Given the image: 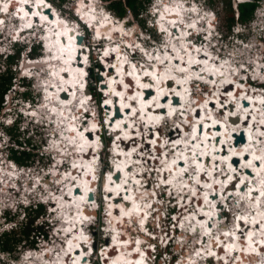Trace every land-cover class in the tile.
Returning <instances> with one entry per match:
<instances>
[{"label": "rangeland", "instance_id": "374dc122", "mask_svg": "<svg viewBox=\"0 0 264 264\" xmlns=\"http://www.w3.org/2000/svg\"><path fill=\"white\" fill-rule=\"evenodd\" d=\"M38 1L40 2V4H38L39 2L35 3V4L32 3V5H33L32 8L38 9L39 21L41 20L40 18L42 17V14H40V13L46 11V9H50L52 12H55V14L53 16L60 15L61 18L64 17L63 19L65 21H68L70 24L74 25V27L77 30H78L79 26H82L83 31H85L86 27L83 26V23H82V25H78L79 24L78 23L79 22L78 17L76 19L77 13H80V10H81V9H78V6H80L79 8L83 7L86 10V12L89 14H92L93 17L95 15L94 10L91 12V7L94 4L93 1L87 5V4H84L85 1H81V0H52V3H50L49 6L52 7L53 9L49 8V6H46L48 4H45L44 0H38ZM162 1L163 0H139V2H141V6H140L141 10L138 13H135L132 10H128L124 16L120 17L110 7V5H109L110 1L103 0L102 5L105 8L110 10V15L112 16V19H111L112 24H114L113 23V19H114L116 22H118V24H120L121 27H126L127 30H131L132 31L131 35L133 36V34H134L136 37L133 36V39H131L127 35H125L126 32L117 31L119 34L121 33V35H119L114 30L108 31V36H110L109 40L117 42L116 45H111V47H113V49L111 52L109 49L108 52H110V53L113 52L114 53L113 55L117 56V57H115L116 59L110 58L111 62H109L107 60V58L110 55V53H107L108 55L105 56V58L103 56L93 57L91 55V63L92 64L94 62L100 63L101 62L100 59H101L104 62V66L108 67L109 68L108 70L111 72L115 68L113 66L117 65L115 62L117 61V59H119V56L116 52L119 44L122 45V47L121 46H119V47H121V50L125 53V56H127L128 48L126 46H124V44L129 45V42H132L133 40L134 41L137 40L136 43L138 44V46H141L143 48L144 45L149 44V41L141 39L140 37H143V36H149L150 37V35H151V38L154 37L156 39V44L150 43V45L152 48H154L153 50H155L157 52V54H159V52H161L162 49L167 47L166 43H168L170 41V38H167V36L165 38L163 36V33H161L160 30L162 28L159 27L160 26L159 20H157V18L154 15V14H156V10L158 8L160 9L159 10L160 13H162V10L164 9ZM78 2H79V4H78ZM184 2H185V4H188V2L186 0H184ZM236 2H238V1H236ZM236 2L233 0H209V1H206L205 4L201 3L204 6L200 5L199 3H196L198 5V7H200L203 11H204V8H206L207 10L211 9L214 11L215 15L218 16L217 22L220 24V25H216V27H218V28L220 27L221 32H223V34L226 35L223 40L218 38L217 36H219V34L215 35V32L212 34V37H210V35L204 33L205 28H207V27H204L202 25L203 21L199 22V23H201L200 24L201 26H198V30L199 31L202 30L203 31L202 35L207 36V38H209L210 40H207L205 42V45H206L205 49L201 50L202 47L199 46L200 52L198 50L197 55H200V54H202V52H204L205 50L208 51L209 49L212 50L213 52H216L219 60H222V62H219V63L218 62H212L209 64H212L213 66H215L214 64L217 63L218 67L219 66L225 67L226 71L229 70L228 72H230L231 64L233 67H237L236 65H238V63L241 61L251 62L252 64H254V68H253L254 70H253V72H251V71L250 72L253 74L254 77L257 75L262 76V81H264V74H262L260 69H259V66H260V68L264 66V33H263L264 29H262V28H264V0H261L260 6L255 11L253 19L249 23H247L246 25L241 24L240 22L235 23L234 26L232 27V29L230 30L228 27V23H229V18L233 15L232 11L235 10L236 11L235 14L238 16L237 3ZM1 4L4 5L3 10H6L5 9L6 4L4 2H2ZM188 6L190 8L193 7L192 3H191V5H188ZM24 7H27L26 4H24ZM98 7H101V4H99ZM40 9H42V10H40ZM0 10H1V8H0ZM103 10H104L103 8H100L101 12ZM101 12H100V14H101ZM97 13H98V11H97ZM157 13L159 15V12H157ZM210 13H212V12H210ZM1 14H2V11H0V15ZM106 15H108V14L106 13ZM7 16L10 17V21H12V23H15L17 21L11 16V14L10 15L6 14L5 17L7 18ZM101 16L103 19H100L97 22H101V20H104L105 22L109 23L108 22V16H103L102 14H101ZM93 17L91 18L92 21H93ZM142 17H145V22L142 19ZM1 19L2 18H0V20ZM25 19L26 18H24L23 20H25ZM3 20H5V19H3ZM87 20L89 21V19H87ZM155 21L157 22V24ZM40 23L44 27H41V28L39 26H35V27H38V31H41V32H44L43 28H45V26L47 27L50 25L46 21H42ZM138 23L141 26L144 24V26L147 29V32L149 34L145 33V31H144V33L142 35L141 29H140L141 27L139 28ZM13 26H16V25H13ZM91 26H92L91 28L86 29V35H85L86 37L84 38V42H86L87 44L90 42L91 44H94V45L97 43H102L99 40H97V37H96L97 34L93 35L92 31H91V29H93L95 31L94 27H97V26L94 25V22H93V24H91ZM52 27L54 29L56 28V26H53V23H51V25L48 27V34H47L48 40H50V35H51L50 34V28H52ZM201 27H202V29H201ZM214 27H215V25L213 26V28ZM137 32L140 33V35H138ZM82 33H85V32H82ZM36 34L41 35V33H36ZM91 37L93 39V42H91ZM201 38H203V37H201ZM48 40L46 39V41H48ZM138 40L141 41V43H142L141 45L139 44L140 42ZM167 40H168V42H167ZM160 42H161L162 46L159 45ZM187 42L189 43V41H187ZM187 42H186V44H187ZM180 45H181L180 48H182L183 47L182 43ZM191 45H194V44H191ZM94 47H95L94 51L96 52L95 55H98L100 48L97 45ZM50 49L52 50V48H50ZM185 51H187V50L185 49ZM206 51H205V53H206ZM35 52H34L35 53L34 58H37L38 56H40L43 53L40 50L35 51ZM149 52L151 54H149ZM149 52L146 51V53L148 55L147 58H149V60L144 55H141V54L140 55L137 54L135 56L136 60H138L140 62L142 61L141 63L144 62V64L147 65L148 67L149 66H156L157 63L152 62V60L150 58V56H153L155 54V52H153L152 50H150ZM206 54H208V53H206ZM28 57H29V59L31 58V61L34 60L32 57H30L28 55L27 52H23L22 54H20V58L18 59V64H19L18 72L21 71V70H19L20 65L22 66L23 64H26L30 61L28 59ZM176 57H178V56H176ZM202 58H204V57H202ZM224 58H227V59L223 60ZM236 59H238V61L235 63L234 61ZM206 60H208V59H206ZM76 61H78V60H76ZM245 63L242 64L241 67H245L246 65L249 66L248 63H246V65H245ZM0 64L4 65V63H2V62ZM81 65L83 66V63H81ZM224 65H226V66H224ZM124 67H126V68L128 67L129 69H131L130 64L129 65L124 64ZM241 67H240V70H241ZM158 68H160V66H158ZM165 68H167V69L170 68L171 71H173V72L175 70V66L171 67V64H169V63L166 64ZM6 69H7V65L6 66L4 65V67L0 71V73H1L0 79L3 76H6V73H5ZM28 69L34 73L37 72L40 75L44 71V72H46V74L48 76H50L48 71H51V65H50V67H46V65H45V67H43V69H42V67L37 66V65L35 66V68L30 67ZM189 69H190V67H188L187 70H185V73L188 74ZM237 69H238V67H237ZM117 70H119V68H117ZM182 70H184V69H181L180 71H182ZM202 71H205V70H202ZM237 72H239V69ZM14 73H16V71H14ZM107 74L105 73V67H103V66L100 67L98 69V71H96V69H93V72L91 73V77H90L91 84L96 86V88H94V90L96 91V94H97L96 99L99 98L98 97V93L100 90V87H99L100 84L99 83L104 84V88H102V89L108 90L110 93H111V87L113 88V90L116 93L120 94V96H121V93L123 92L124 97L125 96L130 97V94H132L135 91V86H131V84H130L131 83L130 77H126V72L123 71L122 68H121V71H118V75H112L111 74L112 77H110V76H107ZM176 74L179 76H182L181 73H176ZM105 76L109 80L106 79ZM116 76L117 77L121 76L120 77L121 79H118V78L115 79L114 77H116ZM32 78H34V77H32ZM119 80H121V81L125 80L127 82V85L129 87H132V90H127V92L125 93V91L122 89V87L120 85V82H118ZM139 80H141V78H139ZM113 81L115 82L114 84H113ZM222 81H223V79H221V81H219V84L220 83L222 84ZM12 82H13L12 86H14V87H11L10 90H11V93H14V92H16L17 89H19L21 84L17 83L15 78L12 79ZM105 82L109 83V87H108L107 83H105ZM260 83H261L260 79L255 80V84L259 85V87H252V88L249 87V89H250L249 93H245V91L241 92L239 94L237 93V96L239 99L238 102L239 101L241 102L240 99L244 100L245 96H248V98L250 96L252 97L253 91L257 92V94L255 92L256 95L253 97V98L257 99L260 91H264V85H260ZM39 84H40L39 81H37L35 83L36 88L34 89V91H35V95L37 98L36 101L40 97H44V94H45V92H44L45 90H41V88L39 87ZM219 87L214 88V86H212V88H208V84L204 85V86L196 85V88H198V91L200 92L198 97L202 98V96H203V98H204V100L202 99L203 100L202 105L198 106V107L200 108L202 114L207 115V117L210 118L211 120H212V117L215 116L216 118L219 119L220 122L221 121L224 122V121H228L227 119H225V116H224L225 113H223L222 110L220 111L218 109V107H217V106H219L218 104H217V106H215V104L212 103V101L213 102L218 101V98H220V96H219L220 93H222L223 95H226V97L224 96V98L221 97L222 101H220V102H223L226 100L227 102H225V104H228V102L231 101L230 103L233 104L234 108H235L234 111L238 110V106H240L239 108H241L242 106H241L240 102L239 103L234 102L233 96L227 95L229 93V90L225 89L226 90L225 91L224 89L222 90ZM119 89H120V91L117 92V90H119ZM178 89H179V86L176 87V90H178ZM38 91L42 92V96L38 95V93H39ZM136 93H137V91H136ZM143 93H145V92L143 91ZM217 93H219V94H217ZM25 96H26L25 94H19L18 102H16V105L14 106L15 108L17 106L23 105L27 101V98H25ZM134 96L137 97V94H135ZM163 96H165V95H163ZM116 97L120 98L118 95H115L113 99L108 100V101H110V104H111L109 106H112V107H110L112 109L110 110L109 107L107 108V105H106V108H104V111H103L104 112L103 117L106 116L107 123H109V126L112 130H113V128L117 127V126H115V124H117V122H116L117 119L121 120V119L129 116V113H132V109H131L132 107H131V103H130L131 99L127 100L126 98L124 99V97H123L122 101L126 102V104L131 107V108H129V112H127V109L126 110L124 109L125 108V106H123L124 104L121 105L122 103L118 99H116V101L120 104L121 109H123V114L120 113L119 110H117V114H115V116H112V114L114 112L113 108H115V106H116V101H115ZM209 97H211L210 100H208ZM4 99L5 98H3V100ZM104 99H105V97H104ZM45 102L46 101H43V103H41L39 105L40 110H38V108H37V110L39 112L40 111L47 112V110L44 106ZM164 103H166L169 107H170L169 104H174L173 105L174 107H178L180 105V104L175 105L176 102L168 103L167 101H164ZM186 103L189 104V106L185 105V108L187 109V111L185 110L186 112H184V113L182 112L183 115L190 111L188 109H191L194 106H196L195 104L191 106V103L189 102V100H187ZM56 104H57V101H56ZM133 105H134V103H133ZM14 107H12V104H11V107L9 108V110H13ZM134 107H135V105H134ZM7 109L8 108H5L3 111L4 112L8 111ZM147 109H148V111H150L149 108H147ZM224 110H226V113H230V110H228V109H224ZM148 111H146V109H145V112H148ZM152 113H154L156 115V113H159V111L152 110ZM160 113L163 115L162 118L165 119L164 124L161 126L155 125L154 126L155 128L149 127V126H148V128H146V126L150 122L145 123L144 122L145 119H143L144 121H142L141 119L144 118L143 115H141V117L139 115H135L133 117V121H132V123L133 122L134 123L131 124L129 127H127V130H123L122 133H119L120 131H117V132L113 133V135L110 137L109 140L115 139L114 136H116V137L121 136V134L124 136L123 138H118L117 140H115V142H113V145L115 146V150L117 152H120L122 155V156L116 155L115 157L112 156L111 160L113 161V166L116 163H119L120 159L121 160L126 159L124 161V163H126L127 161L132 160V158L129 159L127 154H129V156L131 157V153L134 152V147L135 146L139 147V144H138V140H136L137 141L136 143H133L132 139H131L128 141L129 143H127V144L125 143V141H127L133 135H136V137L138 135H140V132H138L139 131V125L137 123H140L141 125L142 124L146 125L145 131H144V133L146 134L145 148H144L143 153H145V155L149 154V156L151 158H149L148 156L147 157L145 156L148 164H153L155 162V165L153 168L154 169L157 168L158 170H160L161 173H159L158 171H156V173H154L153 176H154L155 180H152V178H150V179L145 178L143 174H145L144 172H147V171H148V173H150V171H151L150 166L151 165L150 166L147 165L148 167H146L145 164H141L137 153L134 152L137 155V159H138L136 162L137 163L136 170H138V174L140 171L141 174L143 175L142 176L143 179L141 178V180H140V181H142V183L138 182L141 184V187L143 188V192H138V191L134 192L135 193L134 196H132V195L128 196L126 193L120 192L119 194H117L118 199L116 200L115 198H113L114 195L112 194V192L109 189V186L113 187V180L111 181L112 177H110V179H108L109 172L113 171V169H112L113 167L111 168V167H109L110 164H108L106 162L104 163L105 153L101 154L102 155V160H101L102 163L101 164L103 165L104 168H103V170H101L100 168L96 167L95 176L97 178V185L99 184V182H101L100 184H102V182H103V181H101V178H100L103 176L102 175L103 172L107 173V175L105 177H106V179H108V181H106V183H108V185H106V187H104V185H102L99 187L97 186V188H94L95 193L98 192V194L95 195L97 197V198H95L96 201L93 200L88 205H85V207H87L89 209H94L92 207H95V208L97 207L98 208V209H96L97 214L90 215V213H92V212L90 210H86V209L77 211V212H81L83 215H86V217L91 218L89 221H87V220L84 221V219H83L82 221L79 222V225H78V227H80V226L83 227V233H85V235L89 236L90 240L88 241L89 246L85 247L84 249L82 248V250L80 252L81 253L80 257H78V260L76 262H73L72 264H85V262L82 263L83 257H86L87 261H89V263H91V264H124L123 262L125 260H127L128 264H134V261L137 264H139L140 258H144V255H143L144 249H150V251H155L154 255L156 256V261H159V262L155 263L153 261V264H176L175 260H177V254H175V253L169 254L168 252L170 251V247L169 246L164 247L165 243L170 245L171 249L173 248L176 252H179V253L182 251L187 252V256L185 254H182L181 260H178V261H180L179 262L180 264H187L190 260V258L188 256L191 255L196 250V248H199L201 251H198L194 255V258L196 260H198L199 259L198 257L202 256V254L200 253V252L204 251V249L201 248L202 243H200V244L197 243V241L199 239H200V242H202V237H201L202 233L201 232L198 233V232L193 231V230H192L193 233H192V231L190 233L189 230H191L190 221H192V218H194V213L197 214L198 211L200 210V209L198 210V208H200L201 205H199L198 202H199L200 198L203 197V196H201L202 191L204 192L203 193L204 204L205 203L207 204V202L205 201V196H206L205 194H207V193H205V191L209 192L210 191L209 188H207L206 190H202V189L198 188V186L196 184L187 183L188 188L186 190H183L182 187L179 188V186H180V176L179 175L181 173H179L176 177H174L175 178L174 181L176 180L178 183V185L176 184V186H178L176 196H178L179 194H181V192H183V194L181 195L182 199H184V200L186 198L190 199V200H188V204H186L183 207L184 210L181 211L182 213H184V215L181 214L182 221H181V225L179 224L180 225L179 227L182 229V232L175 234L176 237L174 238L176 240V242L179 241L181 243L182 247L180 245H178L175 248L172 244L173 239L170 236V229H173V227L176 226L177 224L172 225V226L168 225L169 221H167V219H169L170 217L168 215H166L167 212L162 213V211H161L160 213L163 217H161V216H160L161 218L158 217L159 220L149 219L150 221H147L148 219L144 218V217H142L140 220V216L137 215V217L139 219L133 218L134 220L132 221L131 219H127L126 215L122 211L123 209L113 206L114 203L118 202L119 204L131 203L132 204L131 208H134L136 206V207H140V210H142L143 207L147 208L148 205L150 204V201H151V198H149V200L147 199L149 197L148 194L150 195L151 187H153L155 185V183H156V185L159 183L160 184L164 183L163 179H162V171L166 170V167H167L164 164L165 162H167V157H166L167 153L171 152L169 155L170 157H171V154L177 155V152H179L182 155H184L186 153L187 159L189 161H191L193 158V155H194V152H192V150H191V146H194L193 150L198 151V148H196L197 145L195 146V144L192 145L191 143L193 142V140H195V138H198L199 136H202L204 139V134L203 135H202V133L199 134L200 128H198L195 125L196 118H198L200 115L197 116L198 114H196L197 117H195L194 121H192L193 118H187V121L183 120L184 123L186 124L185 129L183 130V127H182L183 123L181 122L182 117L179 115L177 109H176V113L173 115H172V113H170L169 111L167 112L166 110L165 111L161 110ZM197 113H199V112H197ZM2 114H4V113H1V115H0V129L4 126L5 123H7V125H9V123L11 121V120H9V117H3L2 118ZM5 114H7V113H5ZM149 114H151V111ZM56 115H58L57 110L52 114V116L51 115H48V116L51 119H56ZM86 118H88V117H86ZM33 119L34 118L31 117L27 123H23L24 129L22 131H21V129H17V132L22 133V136L20 137L22 143L28 142V139H30V141L32 142V144H30V145L34 146V148L32 150L34 153L30 152L31 157L25 158V161H26L25 164H19L18 165V163L15 162L17 165H14L13 162H11L12 164H10L9 161L3 159V160H1V165H0V169H1V171H0V233L12 230V228H14L16 230L15 233H17V234L11 233V236H14V235L22 236V228H23L22 226L26 225V223H28L29 217L26 216L27 213L25 212L26 214L24 217L22 215L16 214V215H14L16 217L15 219L9 218V219L5 220L4 217H1V213L3 212L4 207L7 206V204L17 206L16 202H18V205H19V202L22 200L25 202L29 201L30 202V208L33 209V210L29 209V211L31 210L30 214H31V216H33L36 213L35 212V208H36L35 204L38 203V201L35 198L39 199L41 196L38 198L36 196L35 192L34 193L30 192V190L34 189V187L30 188V190H29V188L27 187V186H29V185H27V184H29L28 179L33 178L32 175L34 172H35L36 177H39V176L42 177L43 175H45V173L47 171H52V168H54V167H56V168L59 167L60 169H62V171L64 170L63 164L61 162L58 165H54L56 163L55 162L56 156H57L56 152H54L53 150L47 149V154H50V155L54 154V156H53L54 161L50 158V156H48V158L41 159L42 155L40 153V151H43L42 145L47 146L46 142L49 141L50 136H51L50 139L60 137V133H62V131H60V129H62V127H63L61 118L58 117V119H56V121L48 122V125L46 126L45 131H43L44 126H42L41 124H38V123L33 124L32 123ZM90 119L94 120L95 122H91ZM90 119H89V121H90V123H92V125H90V129H87L88 128L87 125H89L88 120L82 121V125L85 128L87 127L85 129L84 133H80V131L77 129V133H78L77 136H79L77 141L80 142V134H85L86 132L92 133V132H90V130L94 131V127H95L94 124L96 123L97 127L100 126L102 137L105 139V140H99L98 137L93 138V139H96V141H98V144L96 146H94V149L92 150V152L96 154V152L98 150H100V147L103 146L105 149L106 147L109 146V145H107V141H108L107 137H109V135H108L109 133L105 130V127H104L103 123L101 122V120H100V122H98L97 118H90ZM134 119H136V120H134ZM158 120H160V119H154L153 118L151 121V124H154L152 122H157ZM50 123H52V126H49ZM135 123H136V125H134ZM119 124H121V123H119ZM58 125H62V127H58ZM78 126H79V124L77 125V127ZM194 126L197 129V131H195V133L193 132L195 135L192 133V129ZM54 127H56V129H54ZM179 128L181 130H179ZM14 129L15 128H12L11 132L13 134L17 135V132ZM198 129H199V132H198ZM258 129L259 128H256V130L254 132L256 139H257V136L260 132ZM27 131L29 132V134ZM0 132H1L0 133V151H1L2 149L5 150L3 147V133L5 131L0 130ZM168 132H171V133H168ZM50 133H54V135L49 136ZM262 133H264V131ZM168 134H170V136H168ZM208 135L212 136L213 134H208ZM93 136H94V134H93ZM95 136H97V135L95 134ZM154 136H159V137H157L155 139V138H153ZM181 138L185 141V145L183 147L178 146L179 147V148H177L178 150L174 149L176 146L173 147L172 145H170L173 142L172 140L173 139L174 140H182ZM199 138H198V141H199ZM153 140L159 141V143L158 142H155V143L159 144L158 147L160 148V150L155 151V148L152 147L153 144L151 145V147L150 146L147 147V143L148 142L152 143ZM189 140H191V143H187V141H189ZM260 140H261V138H260ZM260 140L257 142V144L261 143V145L259 144L260 146H258V148L260 150L264 151V141H262V140L260 141ZM8 142H10V141H8ZM204 142H205V139H204ZM72 143H74V142H72ZM72 143H71V146H74V145H72ZM122 145L125 147H127V146L129 147L128 153H126L128 149L124 150L125 147H123ZM151 150H152V153L159 152L158 153L159 155L152 154ZM190 150H191V153H188V152H190ZM251 150H252V148H251ZM122 152H125L126 158ZM255 152L256 151H251L252 154ZM18 154L20 155L21 153H18ZM251 155L250 154L247 155V159H248L249 163L246 165H248V166L252 165L251 162L256 163L255 161L251 160L252 159ZM263 155H264V152H262L261 158L264 157ZM197 156L200 157V153H198ZM119 157H120V159H119ZM163 161H165V162H163ZM32 162H34V163H32ZM35 162H36V164H35ZM189 163L191 164V162H189ZM139 164L141 165V167H139ZM229 164H231V162ZM214 165H217V164H214ZM1 166H3V167H1ZM231 166H233V165H231ZM7 167H9V168H7ZM186 167L189 168V165H186ZM97 168L99 171L97 170ZM191 168L195 169L194 167H191ZM224 169H225V166L222 167L221 169L216 170L214 172V179H216L218 174L221 173L222 171L225 172L226 170H224ZM260 170H261L260 173H258V175L255 174L254 176H246V174H243L245 177H249L252 180V185L254 187H256L254 180H256L258 183L259 181H261L258 179L263 178V181L260 182L261 184L258 187L259 190H260V186L264 185V168H261ZM40 171H41V173H40ZM172 171L174 172V170H172ZM29 172H30V174H29ZM252 172H254L253 169H252ZM59 173H61V171ZM131 173H134V169L131 170ZM52 174H53L52 172H49V175L46 176V178L47 179H54L55 178V184H51V186H49L48 188L42 187V189L43 188L45 190L53 189L57 194L58 193L61 194L63 192L67 197H69V195H67V191L65 190L68 187V184L66 183L67 184L66 185L65 183H63L62 185H59L58 184L59 179H57L55 176L53 177ZM99 175H100V177H99ZM220 176H222V175H220ZM186 181L189 182V179H186ZM6 182L10 183V187L7 188V190H5L6 187H2L3 185H5L4 183H6ZM121 182L126 184V186H128V185L132 186V184H133V182L130 181L128 178L123 179V180L121 179ZM217 182H221V181L219 180ZM203 183H205V182L203 181ZM75 185H76V183H75ZM63 186L66 188H64ZM234 186H235V184H232L230 187L232 189H230V190H231V192L235 193L236 196H234L230 192L226 193L229 190V188L226 191H224V195L226 196V200H227L226 208H229L228 209L229 211H225L226 212L225 213L223 211L224 208L223 207H222V209L220 208V210H222V212H220L221 216L218 217V219H217V216L215 215V217H214V215H213L214 218H213V221H211L214 224L213 228H212L213 232L215 230L214 238H216L218 240L217 241L218 243L220 242V244H223L224 246L223 247L219 246L217 249L218 252L217 251H213V252H209V253L204 252L206 255L215 254L216 259L215 260L206 259L205 262L201 263V264H264V251L261 252V251L256 250V248H258V246H260L261 243H264V223H263V221H264V191L260 190L259 193L260 192L261 193L259 195L258 200L255 203H253V202L251 203L249 201L255 196H252V195L250 196V194H249L250 193V191H249L250 187L244 188V186L242 185V187H240V188L237 187V189L235 190L233 188ZM120 187H118V189ZM157 187H158V185H157ZM210 187H212V186H210ZM161 189H163V191L165 189H167L168 194L171 191L169 188H165V189L161 188ZM102 190H105L104 193ZM196 190H197V192L199 190V193L197 196H195L197 194ZM251 190L253 192H258V191H255L254 188H252V187H251ZM156 191L158 192L157 188H156ZM48 192H50V190L47 191V195H49ZM37 193H39V192L37 191ZM229 193H230V195H229ZM60 194H58V195H60ZM184 194H187V196L185 198H183ZM32 196H34V198ZM104 196H105V200H104ZM121 196H122V198L119 199V197H121ZM161 196L163 197V199H167V194H162ZM110 197H112V199H114V201H112V199H110ZM236 199L238 200V202L235 201ZM30 200H32V201H30ZM43 201H45L44 213L39 215V218L36 221L35 227H37L39 229H40V227H42L41 228L42 230H45L48 232V238H46L47 240L44 241L42 239V235H39L37 237V238H40L37 248H34L32 246H25V245H24L25 247H23V244L25 241H22L21 242V244H22L21 248L22 249H19L14 253L1 251V249H0V264H44V263L49 264L48 263L49 261L51 262V264H56L55 261L58 260V257L63 255L62 251H65L64 246L65 245L68 246V243H67L68 239L71 240V238L67 237V234L70 232V230L69 231L66 230L68 228L67 226H68L69 220L66 221V219H67L66 217H65V220H63L62 217H60L61 212L60 211L57 212L58 206L53 204V203H55V202H53L54 201L53 198L50 200L47 199V200H43ZM144 201H149V202H144ZM217 202H219V200ZM134 204H135V206H134ZM171 207H174V204L169 202L168 207H167L168 210ZM214 208L216 209V207H212L213 211L215 210ZM195 210H198V211L195 212ZM220 210L218 209L214 212L216 213L217 211H220ZM51 211H52V215H51ZM139 211H137V212H139ZM77 212H76V214H77ZM202 213L204 214V212H202L200 210L198 214H202ZM17 216L19 217V219ZM172 217H176V215H173ZM121 219H122V222L124 225V230H125V228H127V231H128V227L129 228L131 227L129 229V231L131 233V239L132 240L127 239V235H126L127 231L126 230H125V232H121L122 235H118V236L124 237L125 239H127V241L125 242L126 244L124 245L126 247V250L124 249V250H122V252L119 253V251H117L118 249H115V247H119V246H117L116 243L112 239L114 234L110 233L109 230H110V227H113V226H114L113 230H115L117 227L116 223L121 222ZM18 220H19V222H18ZM113 220H115V224H114ZM137 220H138V222H141V223L137 224L136 223ZM214 220H216V221H214ZM110 221H111L112 225H111ZM90 222L92 223V225L88 226V224ZM144 224H145V226H147L148 228L150 227V228L149 229L144 228ZM217 224L218 225L223 224V225H219V227H220L219 228ZM245 225L248 226V230L246 231V233L245 232L244 233L238 232L237 234L229 233L230 231L233 232L234 229H237L238 226H242L241 227L242 230L243 229L245 230V227H246ZM151 226H153L154 228H151ZM159 226H161V228ZM81 228H80V230H82ZM216 228H217V230H216ZM250 230H252V231H250ZM255 230H256V232H255ZM163 231H164V234H162ZM160 232L162 235L160 234ZM207 232L209 234H211V231L209 232L206 230V233ZM171 234H172V232H171ZM193 234H195V235H193ZM231 234H233V235H231ZM79 236H80V240H82V242H80V245L83 246L84 243H86V241L84 239H81L82 238L81 235H79ZM252 237H253V239H252ZM187 241H188V243H187ZM238 241H241V242L244 241V242L238 243ZM233 242H236L237 245H232ZM173 243H174V241H173ZM184 243H187V244H184ZM131 244H132V246H128ZM71 245H72V250H73L74 244L72 243V240H71ZM204 245H202V246H204L205 248L210 246V239L209 238L206 239V242L204 243ZM249 246H250V249H248ZM254 246H256V247H254ZM112 251H114V252H112ZM115 251H117V252L115 253ZM140 251H142V252H140ZM135 252H140V257H136L134 255ZM114 253H115V255H114ZM117 253H119L120 255L119 254L116 255ZM15 255H18V257L15 258ZM129 256L135 258V260H131L129 258ZM51 257H55L56 260L54 259V261L52 262ZM184 257H186V260H184ZM43 258H44V260H43ZM108 258H109V260H108ZM114 261H116V263H114ZM59 264H65V263L60 262ZM196 264H199V263L196 262Z\"/></svg>", "mask_w": 264, "mask_h": 264}, {"label": "bare ground", "instance_id": "6f19581e", "mask_svg": "<svg viewBox=\"0 0 264 264\" xmlns=\"http://www.w3.org/2000/svg\"><path fill=\"white\" fill-rule=\"evenodd\" d=\"M81 1H85L84 4H87V5L90 4L92 1L94 3L93 6L91 7V12L94 10V14H95L94 17L92 16V14L87 13L83 7L79 8L80 6H78V9H81V10H80V13H77V15L79 14L81 17V19H78L79 22L80 21L82 22V20L88 21L87 19H89V21H88L89 24H93V22H94V25L97 26V27H94V29H95L94 35L97 34L96 35L97 38L98 37L104 38L105 35L108 36V31L114 30L115 32H117V31L126 32L128 34V37L130 36L131 39H133V36H135V35L133 33H132L133 36L131 35L132 31L127 30L126 27H121L120 24H118V22H116L114 19H113L114 24H112V21H111L112 17L106 15V11H104V10L101 12L100 7L97 6V4L94 2V0H81ZM1 3L2 2H0V4ZM162 3L164 6L162 13H160V11H159L160 9L158 8L156 10V14H154V15L157 18V20H159V25H160L159 27L162 28L161 33H163V36L165 38H166V36H167V38H170V41L168 42V40H167L168 43H166L167 44V47H165L166 49L165 48L162 49V51L159 52V54H157V52L155 50H153L154 48L150 49L153 52H155V54L153 56H150V58H151L152 62L157 63L156 66H149L148 67L144 63L137 61V63H131V72L128 73L126 67L123 66V63L126 61V56H125L124 52L121 50L122 45L119 44V46H121V47L118 46V48L116 50V52L119 56V59H117V61L115 62L117 65L113 66V67H115L114 70L111 71L110 73H108L107 76H110V74H113L115 72H117V74H115V75H118V71H121V68H122L123 71L126 72V77H130V79H131V83H130L131 86H135V91L132 94H130V96L131 95L134 96V94H137V97L140 98L142 104H144V105L147 103L154 102V101L157 103L158 106H160L161 104L165 105L168 107V109H166V111H169L171 113V111L173 109H175L176 107L173 106L174 104H169L170 105V107H169L166 103H164L165 99H163V97L168 96L169 99L166 98L167 102L168 103L172 102V99L175 97L172 94V92H173V90H175L177 92V94L178 93L183 94L179 98H182V100L184 102L186 101V99L184 97V96H186V91L181 88V86L184 88L186 86V83H184L183 77L176 74L177 70L180 71L181 69H187L188 66L191 64L192 67H191V69L188 70L189 76H191L192 74L195 73V75L198 78H201L204 81H207V82L209 81L211 84L216 83L214 88H216V85L219 84V81H221V79H223V80L228 79L230 72H228L229 70L226 71L225 67H220V66L218 67L217 63H215V64L213 63L215 66H213L212 64H209V63H212V61L209 62L208 61L209 59L206 60L207 56H204V52H202V54H200V55H197V53H195V52H198V50L200 51V48L198 45L186 44V42L189 41V39H190L188 34H191L192 31L194 33L196 30H198V26H201L200 25L201 23H199V22H202V21H203L202 25L204 27L206 26L205 22H209L210 26L208 28H211L210 29V37H212V34L214 33L212 31V28L214 25H213V23H210V21H208L209 20L208 15L203 13V11H201V9L195 5L190 8L188 6L189 4H185L184 0H163ZM78 4H79V2H78ZM26 6L27 7H24V5H22L20 7V10H18L16 12L22 17V20L24 18H26L23 21L21 20V24L24 23L25 26H30L31 24L35 23L36 26H39L41 28L44 26H42V24L40 22L46 21L48 24L51 25V23H53V26H56L55 29L53 27L50 28V34H51L50 40H48V38H47L48 27L50 25L47 27L45 26V28H43L44 32H42V36L48 40L47 44H46L47 52L45 53V55L41 56L38 59H34L32 61H31V58L29 59V57H28V59L30 61L28 63L22 65V67L24 69H28L30 67L35 68L36 65L42 67V69H43V67H45V65H46V67H50V65H51V71H48L50 76H48L46 74V72H44V71L41 75L39 73L36 74V72L35 73L33 72L36 82L37 81L40 82L39 87L41 88V90H45L44 91L45 94L43 93L44 97H40L38 99V102L40 105L41 103H43V101H46L44 106H45L47 112H45V111L39 112L37 110V108H34L33 110H26V114L29 118H31V117L35 118L36 123L44 126V128H43L44 130L42 129L43 131H45L46 126L48 125V122L56 121V119H58V117L61 118L63 127H62V125H58V127H62V129H60V131H62V133H60L59 138H51L52 140L50 139V137H51L50 135H54V133L49 134V136H50L49 137V143H46V144H48L47 149L53 150L54 152H56V155H57L56 161H55L56 163L54 162L55 163L54 165H58L60 162L63 163V160L65 158L66 159L71 158L72 163L74 164L73 166H70L69 169L64 168L63 171L58 166H57L58 168L54 167V168H52V171H47L45 173V175H43L42 177H40V176L36 177L35 172H34L32 175L33 178L28 179L29 184H27V185H29V186H27V185L26 186L29 188V190H30V188L34 187V189H31L30 192H32V193L35 192L36 196L38 198L41 196L39 199H42V200L49 199L50 200L53 198V200H54L53 202H55L53 204L58 205L57 212H59V211L61 212L60 217H62L63 220H65V217L67 218L66 221L69 220V223L67 226L68 228L66 230L67 231L70 230V232L67 234V237L71 238L72 243L74 244V249L72 250L71 240L68 239V246H66V248L64 246L65 251H62L63 255L58 257V260L55 259L56 260L55 263L59 264L61 262V263H65V264H72L73 262H76L78 260V257H80V254H81L80 252H81L82 248L83 249L85 248L84 245L83 246L80 245V242H82V240H80L79 235H81L82 236L81 239H84V240L86 238V235H85V233H83V227L82 226L78 227L79 222L82 221L83 219L85 221L88 218V217H86V215H83L81 212H77V211L84 210L85 205H88L93 200L96 201L95 194H94L95 193L94 188H97V186H98L97 185V178L95 176L96 167H95V162H94V160L96 159V154L92 152V150L94 149V146H96L98 144V141H96V139H93V138L98 137V135H97L98 131L96 134L97 136H95V134H94L95 137L93 136L92 133H89V132H86L85 134H80V142H78L77 139L79 136H77L78 135V133H77V129H78V127H77V125H78L77 112H74V109L77 107L78 104H80L79 96H78L80 92L78 91L79 90L78 85H76V84L79 82V80L81 78V73L85 70L84 67L81 65V63H82L81 57L82 56L86 57L85 54H86L87 50L85 47L80 46L81 44H83V41L85 38V33H82V34L79 33V31H77V29L74 27V25L70 24L68 21H65L63 19L64 17L61 18L60 15H55V16L51 17L48 13H46L47 10L40 13V14H42V17L40 18L41 20L39 21L38 9L37 8L33 9L32 6L30 7V5H28V4H26ZM2 7H4L3 4H2ZM49 8H52V7L49 6ZM97 11H98V13H97ZM100 12L103 16H108V22L109 23L105 22L104 20H101V22H99L100 25L97 24L98 23L97 21H99L100 19H103ZM157 12H159V15ZM51 13H52V15L55 14V12H52V11H51ZM5 16H6V14H1L0 15V18H2L1 20L5 19L6 18ZM92 17H93V21L91 20ZM36 28L38 29V27H36ZM194 28L196 30H193ZM201 29H202V27H201ZM78 33L80 35H78ZM137 34H138V32H137ZM216 34H219V33H216ZM76 39L78 41H76ZM179 43L180 44L182 43V45H183L182 48H180L181 45ZM129 44H131L133 47L134 43L129 42ZM139 44L141 45L142 43H139ZM160 46H162V45H160ZM194 47L196 48L195 50H194ZM50 48H52V50ZM185 49L188 51V54L184 53ZM203 49H205V47H202L201 50H203ZM107 50H109V49H107ZM76 51L78 52V55H74ZM209 51L213 52L210 49H209ZM209 51H206V53H208ZM107 55L108 54L106 53L105 56H107ZM176 56H178V57H176ZM202 57H204V58H202ZM111 59H116V58L114 55H112ZM111 59L107 58V60L109 62H111ZM201 59H202V62H201ZM76 60H78V61H76ZM181 60H182V62H181ZM185 61L188 62V66H187V62H185ZM167 63L171 64V67L175 66L174 72L171 71L170 68L169 69L165 68ZM202 63L205 64V68L208 71H200V69L202 67ZM158 66H160V68H158ZM224 66H226V65H224ZM263 67L260 68V66H259V69H260L262 74H264V68ZM117 68H119V70H117ZM234 68L238 71L237 67H234ZM202 69H203V67H202ZM218 71H221L224 74L219 77L217 75ZM210 72H213L214 74H211ZM110 77H112V76H110ZM120 77L116 76L114 78L120 79ZM139 78H141V80H139ZM172 79L174 82L172 81ZM133 81H134V83H133ZM177 81L179 83H181V85H177V84L175 85V83ZM114 83L115 82L113 81V84ZM167 83H169L170 85H167ZM82 86H83V82L81 84V88H82ZM173 86H175L174 89L172 88ZM178 86H179V89L176 90V87H178ZM230 86H232V85H230ZM150 88L153 89L154 91L151 90ZM146 89H148L147 93L148 94L150 93L149 97L144 96L146 93ZM62 90H65L66 93L63 92V94L60 95V92ZM128 90H132V87H130ZM142 90L145 93H143ZM119 91H120V89L117 90V92H119ZM136 91H137V93H136ZM249 92H250V89L247 88L245 93H249ZM255 92L256 91H253L252 97L250 96L248 98V96H245L248 99H245V98H244L245 100L240 99L241 102L240 101L239 102H240L242 107L239 108L240 106H238V110L233 111V112H240L241 116L237 117L238 121H236V118H234L233 116L229 117L230 121H224V122L223 121L220 122L219 119L216 118L215 116L212 117V122L205 119L203 122L204 123L203 124V130H204L203 134H204L205 142H198L196 144L197 145L196 148L198 147V151H200L199 153L202 154V157L209 154L210 155V156H208V157H210L209 160L212 161L213 165L219 163V165H214V167H212L211 165H208L209 162L206 161L205 165L208 168L206 170V172H207L209 177H205V179H203V175H201L200 180L204 181L205 184H208L212 187L209 188L210 191L208 193H207V191H205V193H207V195L205 194L207 196L205 199L207 204L202 203L204 201L203 197H201L199 202H198V204L201 205V207L198 208V210L200 209L202 212H204V214L203 213L198 214L200 210L199 211L195 210V212L198 211V213L197 214L194 213V218H192V221H190V228H191V230H189L190 233L192 230L196 231L198 233H200V232L202 233V235H201V237H202L201 248L206 250L205 253L213 252L214 249L216 248V246L218 244H220V242L218 243L217 239L214 238L215 230H214V232L212 230L214 224L211 221H213V218L215 217V215L218 214L217 212L215 213L214 211H216L218 209L220 210V208L222 209L223 206H227V200H226V196L224 195V191H226L228 188L225 190L223 189V186H224L223 181L225 180L226 176L222 175L220 177L219 180L221 182H217L216 181L217 178L214 179V172L225 166L223 163L220 162V159L222 162H224V161H228L229 163L231 162V164H229L230 168H237L234 166V163L231 160L232 158L229 156V154L231 153L230 151H232L234 156H237L240 158L239 163H240V166L242 167V169L239 171H240L241 176H244L243 174H246V176H254L255 174L258 175V173H260V171H261L260 169L264 168V157L261 158L262 152H264V151L260 150L258 148V146H260L259 145L260 143L257 144V142L260 140V137L258 135L257 139H256V137L254 135L256 128H259L258 130L260 132L264 131V126H262L264 123V91H260L257 99L253 98L257 94V92H256V94H255ZM217 94H219V93H217ZM221 94L222 93H220V95H219L220 97H221ZM163 95H165V96H163ZM83 96L85 97V95H83ZM121 97L120 98L116 97V99H118L122 103L121 105H123L126 103V102L122 101V99L124 97L123 92L121 93ZM233 97H234V102L239 103V102H237L239 100L238 96L237 97L233 96ZM210 98L211 97H209L208 100H210ZM56 101H57V104H56ZM245 101H246L247 105H244ZM108 102L110 103V101H108ZM177 102L178 103H175V105L176 104H182L180 101H177ZM223 102H224L223 104H225V102H227V101L225 100ZM230 102H228V103H230ZM132 105H133V103H131V107L133 110L132 114H134V115H130L131 113H129L130 117L127 116L121 120L117 119V121H116L117 124H115V126H117L116 128H119V129L114 131L116 128H113L114 132L120 131L119 133H122L123 130H127V127H129L131 124L134 123V122L132 123L133 117L135 115H139V114H138V112H134L135 107H134V105L133 106ZM185 105H186V103H185ZM231 105H232V107H234V105L231 103H230L229 107H231ZM82 106L83 107H79L80 119L85 114L84 107H87L88 105H86V103H82ZM186 106H188V105H186ZM225 108H226V106H225ZM109 109H110V107H109ZM149 109L151 111V114H149L150 111H148V109H146V111H148V112L144 111L143 113H141V115H143V117H144L141 120L143 121V119H145V121H144L145 123L146 122H150V123L147 126L144 124L141 125L140 123H137L139 125V131L138 132H140V135H138L137 137H135L136 135H133L129 138L130 140L132 139L133 143H136L137 142L136 140H138L139 147L135 146L134 152L137 153L138 158L140 160V163L145 164L146 167L149 166V164L146 160V157L147 156L149 158H151V157L149 156V154L145 155V153H143L144 148H145V138H146V134L144 133L145 126H146V128H148V126L154 127L155 125L161 126L165 122V119L162 118L163 115L160 113L161 110L159 111V113H156V115H155L154 113H152V109L151 108H149ZM56 110L58 112V115H56V119H51L48 115L52 116V114ZM188 110H190V109H188ZM232 110H233V108L230 109V112H232ZM186 111H187V109H186ZM186 111L182 110L183 113ZM127 112H129V109H127ZM197 114H199V113H197ZM141 115H139V116L141 117ZM153 118L154 119H160V120H158L157 122H152L154 124H151V121ZM134 120H136V119H134ZM90 121L95 122L92 119H90ZM248 122H249V124H247ZM119 123H121V124H119ZM255 123H256V125H255ZM199 124L200 123H197V124L195 123L196 126H198ZM216 124H218V125L216 126ZM220 124H221V126L219 129ZM90 125H92V123H90ZM134 125H136V123ZM49 126H52V123H50ZM94 126H96V123L94 124ZM207 126L209 127L208 129H207ZM201 127H202V124H200V133L199 134L202 133ZM241 128H243L245 133H246V143H244L243 146L237 147L233 143L234 134H232V133H233V131H238ZM54 129H56V127H54ZM210 129H211V131H210ZM80 133H84V131H80ZM194 133H195V131H194ZM208 134H213V135L210 136ZM217 136L220 137V142L218 141V143L215 140V138ZM133 137H135V138L133 139ZM198 138H195V140H193L192 143H191V140L187 141V143H191L192 145H194L195 141H198ZM72 142H74V143H72ZM155 142L159 143V141L153 140L152 143H149V142L147 143V147H149V146L151 147V145L153 144L152 147L155 148V151L160 150V148L158 147L159 144H157ZM71 143L74 146H71ZM176 143H178V145ZM204 144H206V146H204ZM220 144H222V145H220ZM170 145H172L173 147L176 146L175 149H177L180 146H184L185 141L183 139L182 140H174ZM218 146H221V148H224L226 146L225 152H223L224 149L222 152L217 151L216 148H218ZM191 147H194V146H191ZM210 148H212V149H210ZM251 148H252V150H251ZM126 149L127 148H125L124 150H126ZM198 151L192 150V152H194V155H193V158L191 161H189L187 159L186 153H185L183 155L185 162L179 161L177 159L178 157H180L179 152H177V155L171 154V157L169 156L171 152L167 153V155H166L167 162H165L166 160L163 161V162H165L164 164L167 166L166 170L162 171L163 182L165 184H173L174 183L173 181L175 179L174 177H176L180 173V171H182V170L185 173V171H186L185 169L188 168V167H186V165L190 166L189 162H193V161L196 162L198 164V166H197L198 170H201L203 168L202 165H204V164L202 161V157L200 158L199 156H197ZM251 151H256V152L252 154ZM134 152L131 153V156ZM122 153L125 156V152H122ZM151 153H152V150H151ZM158 153L159 152H157V153L154 152L152 154L159 155ZM188 153H191V150ZM248 154H250V155L252 154L251 160L256 162V163H253L250 161L252 163V165H250V166L246 165L249 163L248 159H247ZM137 155L134 153L132 160L127 161L126 163H124V161L126 159L121 160L119 157L120 162L116 163L113 166L112 172H109L108 179H110V177H112L111 181L113 180V187L109 186V189L112 192V194L114 195L113 198L116 197L115 198L116 200L118 199L117 194H119L120 192H124L128 196L129 195L134 196V194H135L134 192H137V191L143 192V188L141 187V184H140V183H142V181H140V180H141V178L143 179V177H142L141 172L139 171V174H138V170H136V168H137L136 162L138 160ZM217 157L220 159H217ZM125 158H126V156H125ZM231 165H233V166H231ZM1 167H3V166H1ZM139 167H141L140 164H139ZM193 167L196 168V165H194ZM247 167L249 169H251V171L253 169L254 172H252V173L248 172V170H246ZM7 168H9V167H7ZM132 169H134V173H131ZM178 169H180V171ZM59 170L61 171V173H59L60 172ZM172 170H174V172ZM0 171H1V169H0ZM116 171H119L121 173L120 179L115 178L114 174L116 173ZM49 172L53 173L52 174L53 177L55 176L57 179H59V181H58L59 185H62L63 183L68 184L67 188L64 186L63 187L66 188L65 190L67 191V195H69V197H67L63 192L61 194L58 193V194H60V195H58L53 189H48V190H50V192H48L49 195H47L48 190H45L44 188L42 189V187L48 188L49 186H51V184H55V178L54 179H47L46 178V176L49 175ZM40 173H41V171H40ZM29 174H30V172H29ZM144 177L148 178V176L146 174L144 175ZM127 178L133 182L132 186H130V185L126 186V184L121 182V179L123 180V179H127ZM108 179H106V177H105V180L102 182V185H104V187H106V185H108V183H106V181H108ZM209 180H211V181L209 182ZM229 180L230 179L227 177V181H229ZM258 180H261L258 182V184L260 185L261 184L260 182L263 181V178L258 179ZM138 182H140V183H138ZM75 183H76V185H75ZM99 183H101V182H99ZM187 183H189V182H187ZM4 184L5 185H3L2 187H6L5 190H7V188L10 187V183L6 182ZM177 185H178V183H177ZM255 185H256V183H255ZM76 187H78V189H81V190H79L78 192L75 191L74 189ZM118 187H120V188L118 189ZM240 187H242L241 183L239 184L238 188H240ZM251 187H253V185ZM251 187L249 189L250 193L249 192L248 193L250 194V196L252 195L255 197H253L249 202L255 203L258 200L261 192L260 193L253 192L251 190ZM198 188L203 190V188L200 186H198ZM186 189H187V187H186ZM199 190L195 196L198 195ZM260 190L264 191V185L260 186ZM37 191L39 193H37ZM89 191L94 192V193H92V195L94 194V197H92V198L87 197V193ZM152 192H154L155 194H158V192L156 191L155 185L153 187H151L150 195L148 194L149 197L147 198L148 200H149V198H151L150 196H151ZM202 196H204V195H202ZM32 197L34 198V196H32ZM185 197H186V195L184 194L183 198H185ZM35 199H37V198H35ZM110 199H112V197H110ZM218 199H221L220 200L221 202L224 201V203H222L223 206L220 203L217 204ZM112 201H114V199H112ZM144 202H149V201H144ZM113 206L123 209L122 211L126 216L132 215V217H131L132 221L134 219H139L137 217V214L134 212L139 211L140 207H136L135 204H134V206H135L134 208H131V206H132L131 203L119 204L118 202H116V203H114ZM212 207H216V209L214 208L215 210L213 211ZM92 208L96 209L95 207H92ZM150 211H151L150 209L143 207L142 210L137 212V213L143 212L146 215V216L140 215V220L142 217L147 218ZM76 212H77V214H76ZM90 215H94V213H90ZM213 215H214V217H213ZM217 219H218V217H217ZM147 221H149V219ZM214 221H216V220H214ZM113 222L115 224V220H113ZM110 223H111V221H110ZM263 223H264V221H263ZM111 225H112V223H111ZM219 225H223V224H219ZM219 225H218V227H219ZM116 226L117 227L115 230H113L114 229V226H113V227H110L109 231H110V233L114 234L112 239L116 243V245L119 246V247H115V249H118L117 251H119V253H120V252H122V250H124V249L126 250V247L124 245L126 244L125 242L127 241V239L132 240L131 239V233L129 231V229L131 227L130 228L128 227V231H127V228H125V230L127 231L126 232L127 239H125L124 237L118 236V235H122L121 232H125L122 219H121V222L116 223ZM241 227L242 226H238L237 229H234L233 232L230 231L229 233H235V234H237L238 232L239 233L240 232L246 233V231L248 230V226L245 227V230L244 229L242 230ZM78 228H79V230H77ZM80 228L82 230H80ZM217 228H216V230H217ZM206 230L209 232L211 231V234H209L208 232L206 233ZM193 231H192V233H193ZM250 231H252V230H250ZM255 232H256V230H255ZM162 234H164V231L162 232ZM195 234H193V235H195ZM231 235H233V234H231ZM208 238L210 239V246H208L207 249H205L204 243L206 242V239H208ZM252 239H253V237H252ZM240 242L241 241H238V243H240ZM243 242L244 241H242L241 243H243ZM184 244H187V243H184ZM202 245H204V246H202ZM232 245H237V243L233 242ZM254 247H256V246H254ZM248 249H250V246L248 247ZM256 250L263 252L264 248L261 246H258V248H256ZM117 251H115V253ZM115 253H114V255H115ZM119 253H117L116 255H118ZM129 258L131 260H135V258H133V257L129 256ZM43 260H44V258H43ZM142 260H144V258H140L139 264H146ZM48 263L51 264L50 261ZM82 263H84V261H82ZM114 263H116V261H114ZM123 263L128 264L127 260H125ZM44 264H46V263H44ZM187 264H193V263L188 262Z\"/></svg>", "mask_w": 264, "mask_h": 264}, {"label": "clouds", "instance_id": "9594fccd", "mask_svg": "<svg viewBox=\"0 0 264 264\" xmlns=\"http://www.w3.org/2000/svg\"><path fill=\"white\" fill-rule=\"evenodd\" d=\"M45 4H48L46 6H49V3H52V0H44ZM106 1V0H105ZM206 1L209 0H187L188 4L192 6H197L198 5L196 3H199L200 5L204 6L203 4L206 3ZM233 1H238V2H242L245 0H233ZM0 2H5L6 4V10H2V4H0V8L2 11V14H8L17 20L15 23H12V21H10V17L7 16V18H5V20H0V63H4V65H7V71L12 70L13 72L16 71V73H14V78L16 80L17 83H20L21 86L19 87V89L16 90V92L11 93V90H9L7 93H5L4 98L6 99V95L8 96V100L7 103L4 101L3 102V110L5 108H8V111H3L2 110V118L3 117H9L10 123L9 125H7V123H3L4 126L0 129V130H4L5 132L3 133V147L5 150H1L0 151V165H1V160H7L10 162V164H12L11 162H13L14 165H17L16 163L19 164H25V163H21L19 161L16 160V158L13 156L14 152L16 151L17 154L18 153H22V151H28V152H33V148L34 146L30 145L32 144V142L30 141V139H28V142L22 143L21 141V136L22 133H18L17 129H21V131L24 129L23 123H27L29 121V117L26 114V110L29 109H34V108H38V110H40L39 107V102L38 100L36 101V95H35V91L34 89L35 87V77L32 78L29 75H32L30 73L26 74L23 73V71L21 73V75H19V72L17 71L19 64H18V59L20 58V54H22L23 52H27L28 55L30 57H34V54L36 53L35 51H42L43 53L41 54V56L45 55V53L47 52V41L46 38H43L40 36V34H36V33H41V31H38V29L35 27H33V29L31 31L25 32L26 26L24 23L21 24V20L22 17L17 14L16 12L18 10H20V7L24 4H28L30 6L33 7L32 3H38V0H0ZM94 2L99 6V4H101L100 8H103L105 11L110 12L109 9L105 8L102 5L103 0H94ZM236 2V3H238ZM203 3V4H201ZM40 4V2L38 3ZM200 8V7H199ZM201 9V8H200ZM204 10L210 12H213V15H215L213 10H207L206 8H204ZM76 16V15H75ZM217 16V15H216ZM259 16V15H258ZM77 19V16H76ZM79 19V17H78ZM142 19L145 22V17H142ZM80 25H82L81 21L79 22ZM16 25V26H13ZM215 25V29L218 31V33L220 35H222V39L223 40L225 38L226 35L223 34V32H221L220 27H216V25H220L218 22L214 23ZM139 28L141 29V34L143 35L144 31L145 33L149 34L147 32V29L145 28L144 24L141 26L138 23ZM140 35V33H138ZM145 40V39H144ZM35 52V53H34ZM39 57V56H38ZM21 64V63H20ZM4 65L0 64V71L2 70V68L4 67ZM18 72V73H17ZM3 73V72H2ZM1 74V73H0ZM13 87V86H11ZM38 95L42 96V92L38 91ZM13 94V95H12ZM19 94H25V98H27V101L20 106H17L16 108L14 107L16 105V102H18V97ZM4 99V100H5ZM20 102V101H19ZM21 103V102H20ZM14 107V109L16 110H9V108ZM22 104V103H21ZM33 104V105H32ZM7 113V114H5ZM27 120V121H26ZM33 124H36L35 119L32 120ZM12 128H15L14 130L18 133V136H14L10 131ZM28 132V131H27ZM1 133V132H0ZM29 134V132H28ZM29 136V135H28ZM10 141V142H8ZM46 141V140H45ZM49 141H47L46 143H48ZM48 145V144H47ZM37 148V147H36ZM42 150L40 151L41 153V159H45L48 158V156H50V154H47V146L46 145H42ZM34 153V152H33ZM16 162V163H15ZM34 163V162H32ZM36 164V162H35ZM38 201V203H36L35 205V209H38V207L40 205H44V201L42 199H36ZM32 201V200H30ZM17 206L16 205H11V204H7V206L4 207L3 212L1 213V217H5V215L7 214H12V215H22L24 217L25 212L28 211V209H32L30 208V202L29 201H20L19 205L18 202ZM18 217V216H17ZM19 219V217H18ZM7 220V219H5Z\"/></svg>", "mask_w": 264, "mask_h": 264}, {"label": "trees", "instance_id": "16d2710c", "mask_svg": "<svg viewBox=\"0 0 264 264\" xmlns=\"http://www.w3.org/2000/svg\"><path fill=\"white\" fill-rule=\"evenodd\" d=\"M110 1L109 5L110 7L120 16H124L128 10H132L135 13H138L141 8V2L139 0H106ZM261 0H245L242 2L237 3V12L238 16L235 14V10H233V15L229 18L228 27L231 30L235 23L240 22L241 24H247L249 23L254 16L255 11L260 6ZM6 76H3L0 79V115L3 110V98L5 93H7L13 84L12 79L14 78V72L12 70L5 72ZM11 132V131H10ZM12 133V132H11ZM13 134V133H12ZM14 136H18L13 134ZM16 160H18L21 163H25V158H30L31 153L27 151H22V153L19 155L17 152H14L13 155ZM25 156V157H24ZM33 210V209H32ZM31 211V210H30ZM30 211L26 212L29 217L28 223L26 225H23L22 227V236H11V233H15L16 230L12 228V230L0 233V249L1 251H6L9 253H14L21 248V242L25 241L23 244V247L25 246H32L34 248L38 247V242L40 238H37L39 235H42V239L48 238V232L45 230H42L40 227H35L36 221L39 218L40 214L44 213V206L40 205L38 209H35V214L31 216ZM25 213V214H26ZM25 216V215H24ZM5 219H15L16 217L12 214H7L4 217ZM19 222V220H18ZM37 238V239H36ZM25 245V246H24ZM18 255H15V258H17Z\"/></svg>", "mask_w": 264, "mask_h": 264}, {"label": "water", "instance_id": "95a60500", "mask_svg": "<svg viewBox=\"0 0 264 264\" xmlns=\"http://www.w3.org/2000/svg\"><path fill=\"white\" fill-rule=\"evenodd\" d=\"M31 7V6H30ZM41 8V7H40ZM40 10H42V9H40ZM44 10V9H43ZM47 11H46V13H48L51 17L53 16L52 15V13H51V10L50 9H46ZM78 35H80V34H78ZM101 86H103L104 87V84H101ZM86 93H89V90H86ZM63 94V93H62ZM174 100H175V102L177 103V101H178V96H175L174 97ZM115 101H116V98H115ZM165 101H166V99H165ZM117 102V101H116ZM244 105H247L246 104V101L244 102ZM117 107L115 108V110H116V114H117V110H119V112H120V109H119V107H118V105H116ZM236 118V121H238V118L237 117H235ZM248 124V123H247ZM219 129H220V125H219ZM234 134V138H235V141H234V145L235 146H238L239 147V145L240 144H244V143H246V133H245V131H244V129H240L238 132H234L233 133ZM220 140V137L219 136H217L216 137V141H217V143H218V141ZM209 158L210 157H207V162H209L210 160H209ZM232 162L235 164V166H237V167H239V165H238V163H239V159L237 158V157H234L233 158V160H232ZM112 168V167H111ZM246 170H248V172H251L252 173V171H251V169H249V168H246ZM120 172L119 171H116V173L114 174L115 175V177H116V179L117 178H119L120 179ZM105 180V176H103L102 177V181H104ZM79 190H81V189H78V187H76L75 188V191H79ZM214 196V195H213ZM89 197L90 198H92V197H94V194L92 195V192L89 194ZM122 198V196L121 197H119V199H121ZM86 210H90L92 213H94V214H97V211L95 210V209H89V208H85ZM215 242V241H214ZM216 243V242H215ZM83 261L85 262L86 261V258H84L83 259Z\"/></svg>", "mask_w": 264, "mask_h": 264}, {"label": "built area", "instance_id": "2783aa9c", "mask_svg": "<svg viewBox=\"0 0 264 264\" xmlns=\"http://www.w3.org/2000/svg\"><path fill=\"white\" fill-rule=\"evenodd\" d=\"M8 96H9V94H8ZM8 96L6 95V99L4 100L6 103H7V100H8Z\"/></svg>", "mask_w": 264, "mask_h": 264}]
</instances>
